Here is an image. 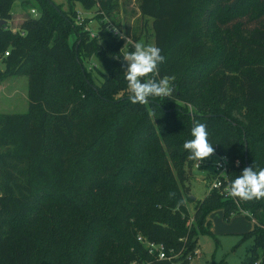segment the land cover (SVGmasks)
I'll return each mask as SVG.
<instances>
[{
  "label": "trees",
  "instance_id": "16d2710c",
  "mask_svg": "<svg viewBox=\"0 0 264 264\" xmlns=\"http://www.w3.org/2000/svg\"><path fill=\"white\" fill-rule=\"evenodd\" d=\"M14 1L0 0V21L5 22L0 28V57L6 67L20 61L36 63L37 70L30 76L29 110H39L45 98L39 70L47 67L43 58L58 77L65 76L73 63L81 67L92 58L103 69V81L95 88L83 81L86 100L75 103L77 108L68 113L61 112L52 123L54 158L43 155L41 124H33L25 113L0 116V264H53L41 250L32 252L28 220L34 214L39 216L38 231L45 227L47 218H54L71 228L70 233L78 234L80 227H85L95 237L84 260L72 259L65 247L62 264H188L197 233L208 232L206 218L218 208L224 217L241 211L249 215L252 228L242 239L252 238L253 246L250 256L240 264H264V199L237 200L236 206L211 191L197 201L195 224L190 230L185 205L176 209L184 198L182 186L169 170L173 165L176 176L182 178V164L191 166L183 144L192 139L196 122L207 125L208 139L215 149L206 165L224 157L228 184L245 168V149L248 166L264 168V11L255 16L235 14L217 23L220 31L236 40V31L247 34V43L253 46L249 52L254 60L227 63L224 56H234L233 52L206 56L205 44L196 34L197 0H124L125 4L135 3L143 21L135 37L129 34L125 20L117 18L118 1H101L93 17L98 27L92 39L77 25L74 9L75 4L82 10L93 9L91 0H66L73 4L67 13L51 0H35L37 10H32L36 16L20 18L12 35L8 28L13 22ZM242 1L217 0V7L231 9ZM255 2L264 8V0ZM108 22L132 43L146 37L161 49L165 62L159 65V78H175L170 97H149L144 105L131 103L123 54L134 48L130 43L124 49V42L108 30ZM71 35L73 41L69 40ZM208 63V72L198 75ZM82 71L87 73L84 68ZM234 94L239 96L236 103L232 102ZM79 109H95L106 118L98 120L102 122L99 134H86L89 143L78 157L74 154V133ZM44 118L41 115L40 120L44 122ZM96 170L99 173L88 180V194L79 204L75 199L81 192L79 178ZM109 178L114 179L113 184ZM47 192L71 195L72 200L59 208L49 206ZM171 192L175 198H169ZM87 200H91L90 206H86ZM137 237L162 244L167 256H173L160 260L150 255Z\"/></svg>",
  "mask_w": 264,
  "mask_h": 264
},
{
  "label": "rangeland",
  "instance_id": "374dc122",
  "mask_svg": "<svg viewBox=\"0 0 264 264\" xmlns=\"http://www.w3.org/2000/svg\"><path fill=\"white\" fill-rule=\"evenodd\" d=\"M51 1L59 5L66 13L70 8H73V4L68 5L66 0ZM117 1L119 7L117 18L123 21L125 20L124 22L127 25L126 28L129 34L135 37L139 33L143 23L136 10V5L130 1L127 4L123 3L124 0ZM32 9L37 10V3L35 0H15L13 2L11 8L13 22L10 28H8L10 34H16L18 30L17 21L24 15H31ZM74 9L77 14L82 13L78 12L82 11V7L79 4H75ZM123 10H125L124 13ZM262 11H264V8L258 6L255 0H243L238 6L226 10L217 7V0H197L195 4L196 34L201 42L205 44L206 56L210 55V58H212L221 51H227L229 54L231 52L234 54V56H224V60L227 63L236 59L254 60L249 52V50H252L253 46L247 43V41H249L248 35L236 31L235 34L239 36L236 40L235 36L220 31L217 27V23L235 14L246 13L250 16H255ZM84 15L91 16L90 13L86 14V12ZM92 17L90 18L91 24H88V27L92 31H96L97 23ZM2 27L3 26L0 28ZM74 38L75 37L71 35L69 40L73 41ZM145 38L141 39L139 42L152 44L149 38L147 39L148 41L145 40ZM186 47H188V44ZM43 62L47 67L41 69L42 66H40L39 70L43 75L45 98L39 110L31 111L28 109V93L30 90V76L37 70V67H35L36 63L34 65H28V63L20 61L19 63L17 62L14 65L6 67L3 58L0 57V116L4 114L25 113L30 117L33 124H41L45 135L43 155L54 158L53 146L56 143V139L51 130L52 123L57 120V116L61 112L68 113L70 110L77 108L74 106L75 103L82 104V102L86 100L83 95V92L86 91L83 87V81L92 88L100 86L103 81L101 75L103 69L91 58L83 62L81 67L79 64L73 63L65 76L58 77L50 70L49 67H51V65L46 58H43ZM210 64L211 63H208L199 69L197 74L204 76L210 69ZM83 68L87 73L82 71ZM79 89L81 90L80 92ZM238 101V94H234L232 96V102L236 103ZM41 115L45 117L44 122L40 120ZM105 118L104 114H100L95 109L88 110L87 112H83L80 109L77 111L76 119H78V121H76V124L78 130L74 133L75 156L79 157L82 149L88 145L89 139L86 134H99L100 131L98 130L102 127V122L98 120H104ZM158 139L160 140V136H158ZM182 151H184V149H180V152ZM161 152L165 155V150L163 148ZM207 161L208 159L206 158L203 163L208 164ZM193 163L194 162H192L191 166H187L185 163L182 164L181 167L184 172L182 178L177 177L173 165H169V170L178 183V186H182L181 191L183 193V200L186 208L187 228L190 230L194 228L195 224L193 213L196 203L204 198L207 191L205 182L209 180L208 176L213 174L212 166H204L200 169H195ZM98 173L99 170H96L87 175L80 176L78 183L81 189L79 193L80 197L75 198L79 204L86 199L85 195L88 194V180L95 177ZM109 182L113 184L114 179L109 178ZM47 194L50 200L49 206L57 208L72 200L71 195H60L52 192H47ZM188 196H193L195 200L191 201ZM90 202L91 200H87L86 206H90ZM173 212H175V209ZM80 214L81 211H78L77 216H80ZM38 218L39 216L34 214L28 220L30 224L32 252L41 250L47 262L62 264L64 263V248L67 247L69 249L67 251L68 255H70L72 259L84 260V256L88 253V249L90 248V242L95 239L87 228L80 227V233L74 234L69 232L71 228L67 227V225L58 223L54 218H47L44 225L45 227L40 229L41 231H38ZM206 223L208 224V232L197 233L194 250L197 249L199 255L192 256L188 264H240L246 257L250 256L253 239H242L243 234L249 232L252 228L249 215L237 213L224 217L222 210L218 208L208 214Z\"/></svg>",
  "mask_w": 264,
  "mask_h": 264
},
{
  "label": "clouds",
  "instance_id": "9594fccd",
  "mask_svg": "<svg viewBox=\"0 0 264 264\" xmlns=\"http://www.w3.org/2000/svg\"><path fill=\"white\" fill-rule=\"evenodd\" d=\"M112 31L120 39L126 40V44L132 43V39L119 28L114 27ZM132 46L133 51L123 54V60L127 62L124 73L131 103L144 105L149 103V97H170L173 94L172 81L175 78H159V65L165 62L161 49L144 42H134ZM191 136L192 139L186 140L183 148L189 153L188 160L199 168L202 161L214 154L215 149L209 142L206 124L194 123ZM224 192L227 196L244 202L264 199V168L255 170L253 165L245 167L242 173L224 188ZM175 195L171 192L169 198H175ZM184 203L183 199L179 200L176 209L179 210Z\"/></svg>",
  "mask_w": 264,
  "mask_h": 264
},
{
  "label": "built area",
  "instance_id": "2783aa9c",
  "mask_svg": "<svg viewBox=\"0 0 264 264\" xmlns=\"http://www.w3.org/2000/svg\"><path fill=\"white\" fill-rule=\"evenodd\" d=\"M91 1H93L95 3L94 8L91 9V10L78 11V12H82V13H78L77 14L76 23H77L78 26H82L83 30L85 32H88L89 35H90V38L92 39V38H94L96 36V31H92L88 27V24H91V22H90L91 19L90 18L93 15H95V11H93V10H96V9L99 8L98 7L99 3L101 1H106V0H91ZM85 12H86V14L90 13L91 16L84 15ZM31 14L36 16V12L34 10H31ZM93 17H92V19H93ZM85 20H87L88 23H86V25H83ZM97 27H98V24H97ZM113 28H114L113 25L108 22V30L110 31L112 36L117 38V39H120L117 35H115L113 33V31H112ZM120 40H122L124 42V49H126V46L128 45V44H126L127 43L126 40H124V39H120ZM7 55H8V53L5 52L4 53V57H6ZM226 164H227V161H226V159L224 157L218 158L215 161V163L212 164L213 175H212L211 179H209V180H207L205 182V185H206V188H207L206 194L211 192V191H216L225 200L232 201L236 206H238V202H237L238 199H233V198L227 196V194L224 192V188H226L229 185L228 181H227V178H226ZM204 166H207V165L204 164L203 162H201L199 168L196 166V164H194V168L195 169H200V168H202ZM241 213H244V212L241 211ZM244 214H247V213H244ZM137 241H139V242H141L142 244L145 245V247H146V249H147V251H148V253L150 255H155L160 260L168 259L171 256H173V255H170L169 257L167 256L165 247L162 244H156V243L148 242L147 240L142 239L141 237H137ZM198 255H199V251L197 249L194 250L192 252V254H191V256H198Z\"/></svg>",
  "mask_w": 264,
  "mask_h": 264
},
{
  "label": "water",
  "instance_id": "95a60500",
  "mask_svg": "<svg viewBox=\"0 0 264 264\" xmlns=\"http://www.w3.org/2000/svg\"><path fill=\"white\" fill-rule=\"evenodd\" d=\"M5 22L4 21H0V27L4 24ZM245 143V141H244ZM245 147H246V144H245ZM244 162H245V167H248V164H247V150L245 149V152H244ZM190 199L192 201L195 200V198L193 196H190Z\"/></svg>",
  "mask_w": 264,
  "mask_h": 264
},
{
  "label": "crops",
  "instance_id": "0c3cea01",
  "mask_svg": "<svg viewBox=\"0 0 264 264\" xmlns=\"http://www.w3.org/2000/svg\"><path fill=\"white\" fill-rule=\"evenodd\" d=\"M252 222V221H251Z\"/></svg>",
  "mask_w": 264,
  "mask_h": 264
}]
</instances>
